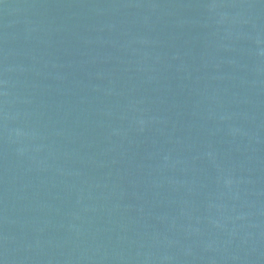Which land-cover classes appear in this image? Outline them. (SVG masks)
Masks as SVG:
<instances>
[{"label":"water","instance_id":"95a60500","mask_svg":"<svg viewBox=\"0 0 264 264\" xmlns=\"http://www.w3.org/2000/svg\"><path fill=\"white\" fill-rule=\"evenodd\" d=\"M0 264H264V0H0Z\"/></svg>","mask_w":264,"mask_h":264}]
</instances>
